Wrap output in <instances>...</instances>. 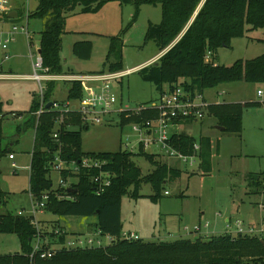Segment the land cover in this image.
Returning <instances> with one entry per match:
<instances>
[{
	"label": "trees",
	"instance_id": "trees-1",
	"mask_svg": "<svg viewBox=\"0 0 264 264\" xmlns=\"http://www.w3.org/2000/svg\"><path fill=\"white\" fill-rule=\"evenodd\" d=\"M112 1L133 3L135 14L119 35L110 38L107 61L114 53L118 54V59L110 63L108 70L123 69V36L136 22L141 6L160 4L162 21L149 25L145 41H155L160 49L159 53L172 47L164 52L158 61L138 71L144 80L155 83L160 91L165 86L182 80L203 92L205 89L230 82L264 84V53L250 59H238L230 66L215 62L218 50L231 47L234 38L244 37L252 30L264 29V0H39L30 17L46 20L45 29L41 32L40 49L43 65L51 73L64 72L61 51L67 13L75 11L77 7H80L83 13H96ZM92 49L93 42L90 40H79L73 44V53L80 59L90 58ZM209 51L212 54L211 59L206 60ZM103 71L105 70H101ZM56 84L57 82L53 81L48 83L44 93L45 104H62L53 99ZM82 95L81 84L74 82L68 87L67 101L79 99ZM263 105L264 101L214 103L209 106L207 115L213 116L216 125L224 127V131L241 135L244 109ZM40 106L41 97H34L31 116L27 121L29 126L35 129L28 191L37 198L42 197L43 193H48L46 210L51 214L95 216L96 227L105 234L119 237L123 229L121 207L125 195L133 198L145 196L140 190L144 184H150L153 193L148 197L158 201L166 194V184L176 181L187 172L186 169L171 166L158 155L147 152L134 153L123 149L84 151L82 129L69 128L86 127L82 116L76 112L66 114L55 108L38 116L36 113ZM62 113L65 115L64 121L61 124L59 139L55 140L52 133ZM151 116L155 114L147 111H143L139 116L122 113L114 120L117 119V124L122 129L126 124L141 122ZM3 117V104L0 101V159L12 154L11 148L3 146ZM196 142L201 147L199 169L209 173L212 170L213 148L210 136L196 137L182 132L174 134L171 141L175 148L186 155L193 154ZM60 148L65 158L80 160L86 156H94L106 160L104 168L116 174L112 184L104 193L98 195L92 181V172L82 170L78 183L74 185L75 192H70L73 199H59L57 194L68 193L65 188L54 190L48 164ZM137 156L144 157L153 169L144 174L136 163ZM63 175L68 176V173L64 171ZM247 181L250 194L262 193L264 171L251 173ZM7 202L8 192L0 186V233L16 234L22 251L0 255V264H264V234L246 233L233 236L227 232L210 236L208 239L200 236L195 240L120 239L105 248L62 250L49 259L36 256L32 262L29 255L33 250L32 241L37 228L32 224L30 217L17 215L10 210L4 211ZM46 222L42 221L46 231L56 225L55 221ZM61 239L64 241L65 237Z\"/></svg>",
	"mask_w": 264,
	"mask_h": 264
},
{
	"label": "rangeland",
	"instance_id": "rangeland-1",
	"mask_svg": "<svg viewBox=\"0 0 264 264\" xmlns=\"http://www.w3.org/2000/svg\"><path fill=\"white\" fill-rule=\"evenodd\" d=\"M38 4L39 0L29 2L23 0L21 6L20 4L13 6L27 7L32 13ZM134 14L133 3L119 1L107 3L96 13H83L80 7L67 13L65 33L62 36L63 70L75 73L110 71L108 70L110 63L118 59V54L114 53L110 61H107L110 38L119 35ZM161 21L160 4L141 6L136 22L123 36V69L141 65L159 53L160 49L155 41H145V34L151 23L159 24ZM26 26L32 39H28L24 32ZM45 26V19L32 17L28 23L23 16L9 22L7 30H13L14 27L17 30H14L15 41L10 45L12 58L2 65L4 71L23 74L33 72L32 60H36L35 53L39 49L41 32ZM79 40L93 42L90 58L80 59L74 55L73 44ZM29 41L32 42V46L29 45ZM30 52L33 53V58L30 57ZM263 53L264 29H256L247 32L244 37L234 38L231 47L220 48L215 62L230 66L238 59H250ZM113 86L120 102L128 104L131 108L160 97L157 85L144 80L137 70ZM258 89L264 91V84L239 81L205 89L204 93L208 101L214 103L262 102L264 96L257 94ZM67 94V85L57 82L53 99L62 103L61 105H66ZM37 96L40 98V87L36 81L0 80V101L4 110L3 146L11 148L12 153L16 155L15 159H11L9 154L0 159V186L8 192V202L3 208L4 211L17 213L20 210L27 212L30 210L31 197L28 190L35 131L28 126L30 124L27 121L31 116L34 97ZM69 104L72 107L77 106L75 100H70ZM74 128L82 129L84 151H117L125 149V144L131 140L137 145L136 137L128 138L126 131L129 130L126 128L122 130L116 122L91 123L88 128L79 126ZM171 131H182L196 137L210 136L213 141L212 170L204 173L197 165L193 167L194 169L190 167L188 169L185 163L181 162L188 173L184 172L176 181H169L165 186L169 194H165L160 200L153 201L148 197L153 193L150 184H144L140 190L145 196L133 198L125 195L121 207L122 232L133 231L145 241H173L184 238L195 240L200 236L208 239L210 236L223 234L226 230L223 227L227 217L242 221L246 226L251 224L250 222H255L256 226H263L264 210L259 204L264 203V190L259 194H250L247 178L251 173L264 171V106H249L244 109L241 135L218 129L215 118L210 115L197 123L185 124ZM135 150H138L137 146ZM159 150V147L153 145L145 152L157 153ZM135 160L144 174L153 169L144 157L137 156ZM168 164L180 167L178 161L171 160ZM51 175L54 188H57L60 174L53 171ZM41 218L44 222L55 221L69 233L80 231L89 224L94 225L97 220L95 216H57L48 211L42 213ZM206 223L210 225L207 229L204 228ZM197 225L202 226L200 234L194 231ZM228 230L236 231V228L234 226V229L227 228ZM104 241L106 242L105 239ZM21 251L16 234L0 233V255Z\"/></svg>",
	"mask_w": 264,
	"mask_h": 264
},
{
	"label": "built area",
	"instance_id": "built-area-1",
	"mask_svg": "<svg viewBox=\"0 0 264 264\" xmlns=\"http://www.w3.org/2000/svg\"><path fill=\"white\" fill-rule=\"evenodd\" d=\"M20 2V3H19ZM29 2V0H28ZM23 0H0V53L2 59L0 60V80H12V79H27L36 81L40 87L41 106L37 111V115L40 116L44 111H49L51 108L59 109L63 113L76 112L82 116L83 123H104L112 124L118 122L114 118L122 113L127 115H141L143 111L152 112L155 116H151L142 120L141 122H131L126 124L123 129L126 131L127 137L135 136L137 145L133 144V140L125 144V149L129 152L140 153L145 152L147 148L155 145L159 147V152L150 153L155 155H164L175 161L185 163L189 169L195 167L199 168L200 165V144L194 143V152L191 155H186L171 143L172 136L180 131L172 132L171 130L178 127H182L185 124H194L203 120L209 112V106L211 103L208 101L203 91L192 87L191 83H187L184 80L179 83H174L171 86H165L160 91V97L157 100L149 103H142L135 108H131L128 104H122L118 98V95L114 88V83H120L124 77L128 76L135 70L148 66L158 60L164 52L160 53L151 61L144 65H138L132 68H127L117 71H103L95 73H75V72H63V73H51L48 68L43 65V59L39 53V49L36 51V60H32L33 72L30 74L14 73L12 71H4L3 63L9 61L12 58L10 45L15 41V31L8 29L7 25L10 21H14L23 16L27 23L31 15L29 8L24 7L14 8V4H21ZM13 11L17 12V17L13 18L10 14ZM28 39H32L27 29H24ZM29 45L32 46V42L29 41ZM211 52L206 55V60L211 59ZM30 57L33 58V53L30 52ZM62 82L70 86L74 82H79L83 88V95L79 99H75L77 102L76 107L71 105H58L55 103L52 107L47 108L44 103V93L47 89L49 82ZM259 96H264L262 89L258 90ZM121 106V107H118ZM62 113L56 121L55 129L52 133V137L55 140L59 139L61 124L64 121V114ZM62 145V144H61ZM138 147L136 151L135 148ZM61 147V146H60ZM136 151V152H135ZM62 149L60 148L53 160L49 162V168L51 172L57 171L61 174L59 179V185L54 188L55 191L65 188L67 193L57 194L59 199H73L69 192V188H75L74 185L79 181V173L82 170H88L92 172V181L95 183V192L100 195L104 193L107 188L112 184V180L115 177V172L105 169L107 161L104 159L96 158L94 156H86L80 160L69 159L62 156ZM12 159L15 155L12 153L9 155ZM18 168V167H16ZM16 171V170H15ZM66 171L68 176H64L63 172ZM166 194H169L166 191ZM30 210H20L17 215L27 216L31 218L32 224L37 228V232L34 235L32 241L33 250L30 253L31 261L40 256L43 259H49L54 257L58 252L62 250H78V249H96L105 248L115 240L127 239L136 240L141 237L133 231H123L121 235L115 237L111 234H105L98 227L94 226L93 229H82L80 231L69 233L62 225H55L49 230H44L42 225V213L46 212V207L49 199L48 193H43L42 197L37 198L31 192ZM262 210H264V203L259 204ZM236 231L228 230L227 233L237 236L238 234H251L261 235L264 234V225L255 226L253 224L244 225L242 221H233ZM210 225L206 223L204 228H209ZM231 227V223H228L227 228ZM196 234H200L202 226L197 225L194 227ZM65 237L63 241L61 238ZM106 240V242L104 241Z\"/></svg>",
	"mask_w": 264,
	"mask_h": 264
},
{
	"label": "crops",
	"instance_id": "crops-1",
	"mask_svg": "<svg viewBox=\"0 0 264 264\" xmlns=\"http://www.w3.org/2000/svg\"><path fill=\"white\" fill-rule=\"evenodd\" d=\"M160 53H158L157 55H159ZM157 55H155L154 57H152L151 59H149V60H147L146 62H144L143 64H141V65H144L145 63H147V62H149V61H151L152 59H154ZM217 64V63H216ZM138 66V65H137ZM65 72V71H64ZM81 73V72H80ZM122 82V81H121ZM68 85H67V92H68ZM259 90V89H258ZM218 94H220V92H217ZM258 94V93H257ZM204 95H205V93H204ZM67 96H68V94H67ZM207 98V97H206ZM65 101H67V100H65ZM210 102V101H209ZM68 103V105H70L69 104V101L67 102ZM67 103H66V105H67ZM211 104H214V102H210ZM242 103H244V102H242ZM264 106V105H263ZM262 106V107H263ZM72 107V106H71ZM74 108V107H73ZM86 127L85 128H88L91 124H86V123H83ZM29 126V125H28ZM217 126V125H216ZM30 127V126H29ZM69 128H73V129H75L74 128V126H69ZM33 130L35 131V129L33 128ZM182 133V132H181ZM35 138V137H34ZM213 142V141H212ZM122 149V148H121ZM14 154V153H13ZM15 155V154H14ZM32 155V154H31ZM159 156V158H161V159H163V160H165L166 162H170L171 160H173V161H175L174 159H170V158H168V157H166V156H164V155H158ZM16 158V155H15V157L14 158H12V159H15ZM180 164V167L181 168H183L182 167V163L181 162H179ZM60 176H61V174H60ZM121 212H122V210H121ZM121 215H122V213H121ZM121 219H122V217H121ZM233 221H235L234 220V218L233 217H227V218H225V221L224 222H226V224L224 225V233H226L227 232V226H228V223H231V229L233 228L234 229V224H233ZM251 224H254L255 222H250ZM95 225H92V224H89V225H87V227H88V229H93V227H94ZM85 229V228H84ZM170 236H171V234H170ZM142 238V237H141ZM143 239V238H142Z\"/></svg>",
	"mask_w": 264,
	"mask_h": 264
},
{
	"label": "water",
	"instance_id": "water-1",
	"mask_svg": "<svg viewBox=\"0 0 264 264\" xmlns=\"http://www.w3.org/2000/svg\"><path fill=\"white\" fill-rule=\"evenodd\" d=\"M10 16L13 17V18H16V17H17V12H16V11H13V13L10 14ZM171 47H172V46H171ZM171 47H169L167 50H169ZM167 50H166V51H167ZM166 51H165V52H166ZM41 52H42L41 49H39V53H40V54H41ZM54 104H55V103H53V102H49V103L46 105V107H47V108H50V107H52ZM217 128L220 129V130H224V129H225V128L222 127V126H217ZM68 190H69V192H75V188H72V187L69 188Z\"/></svg>",
	"mask_w": 264,
	"mask_h": 264
}]
</instances>
